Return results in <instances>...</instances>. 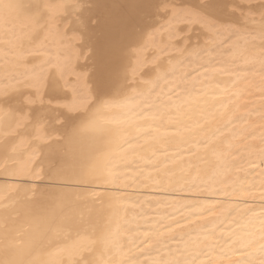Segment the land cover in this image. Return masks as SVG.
<instances>
[{
  "label": "snow or ice",
  "instance_id": "1",
  "mask_svg": "<svg viewBox=\"0 0 264 264\" xmlns=\"http://www.w3.org/2000/svg\"><path fill=\"white\" fill-rule=\"evenodd\" d=\"M0 53V264H264V0H0Z\"/></svg>",
  "mask_w": 264,
  "mask_h": 264
},
{
  "label": "bare ground",
  "instance_id": "2",
  "mask_svg": "<svg viewBox=\"0 0 264 264\" xmlns=\"http://www.w3.org/2000/svg\"><path fill=\"white\" fill-rule=\"evenodd\" d=\"M146 41H149V47L151 50L155 51L153 45L150 43V38L146 37ZM134 53L128 52L126 54V58L123 60L122 67H121V73L127 72L129 77L131 78V67L135 65V59H134ZM0 58H2V53H0ZM69 79H72V77H68ZM223 80H226V78H221ZM259 92L258 87H253L251 93L248 96V101L251 104L258 105L259 104V96L257 93ZM253 119H255L256 123L252 125V128L249 129V131H255L259 128V118L258 113L254 115ZM76 128L78 130L77 136H76V144L77 147L80 149V151L87 156L91 151L100 148L103 146V140L101 138V135L98 131L94 130L93 128H90L87 126V117L78 120L76 122ZM256 136L259 135L258 131H255ZM242 147L241 145H237V148ZM143 163V162H141ZM135 168V165L133 166ZM148 171L147 169L145 170ZM261 177L259 173H254L253 177H250V180H253L255 183H259ZM0 186H2V182H0ZM127 194L133 201H135L137 198L143 202L147 199L155 200L157 198V193H155L150 188H143V187H132L127 189ZM127 208V214L125 219L129 221V227L135 229L137 225H143L144 221L138 218V213L140 212V206L136 205L133 206L132 203H128L125 205ZM147 206L145 205V208ZM136 218V219H134ZM32 226H34V221L32 218L24 216L21 217L14 225V228L16 232L20 233L18 239L22 240L23 243L26 245L29 239V234L32 230ZM105 227V224L103 221L99 222L98 229L102 230ZM98 230V235H99ZM133 236L137 235V233H132ZM142 238V237H141ZM127 239V237H125ZM0 241H2V231H0ZM130 255L135 258L139 255L138 252L133 250Z\"/></svg>",
  "mask_w": 264,
  "mask_h": 264
}]
</instances>
